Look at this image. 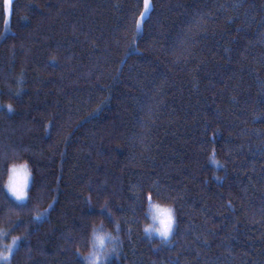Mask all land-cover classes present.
Wrapping results in <instances>:
<instances>
[{
  "label": "trees",
  "instance_id": "trees-1",
  "mask_svg": "<svg viewBox=\"0 0 264 264\" xmlns=\"http://www.w3.org/2000/svg\"><path fill=\"white\" fill-rule=\"evenodd\" d=\"M143 8L14 0L7 23L0 0L11 264H86L100 225L108 264H264V0H152L137 34ZM16 152L25 203L3 188ZM149 201L174 208L167 241L144 231Z\"/></svg>",
  "mask_w": 264,
  "mask_h": 264
},
{
  "label": "clouds",
  "instance_id": "clouds-1",
  "mask_svg": "<svg viewBox=\"0 0 264 264\" xmlns=\"http://www.w3.org/2000/svg\"><path fill=\"white\" fill-rule=\"evenodd\" d=\"M215 166V161H213ZM33 169L28 159L19 152L7 165L3 188L17 202L26 201L30 196ZM149 222L144 231L151 236H158L167 241L173 234L176 217L174 208L158 201H149L147 207ZM118 237L104 229L103 225L95 227L90 234L89 249L86 253V264H108L109 259L118 252Z\"/></svg>",
  "mask_w": 264,
  "mask_h": 264
},
{
  "label": "snow or ice",
  "instance_id": "snow-or-ice-1",
  "mask_svg": "<svg viewBox=\"0 0 264 264\" xmlns=\"http://www.w3.org/2000/svg\"><path fill=\"white\" fill-rule=\"evenodd\" d=\"M8 2L10 3V0H8ZM144 9H145V12L141 14V20L140 22L137 23V34H139V32L142 30V22L144 19H146V14H149L151 12L149 0H145ZM8 111L9 112L13 111L11 106L8 107ZM35 219L39 220L41 219V217L38 216ZM16 246H17V241L14 239L11 245H8L5 247V252H0V264H11L10 257L13 251L15 250Z\"/></svg>",
  "mask_w": 264,
  "mask_h": 264
},
{
  "label": "rangeland",
  "instance_id": "rangeland-1",
  "mask_svg": "<svg viewBox=\"0 0 264 264\" xmlns=\"http://www.w3.org/2000/svg\"><path fill=\"white\" fill-rule=\"evenodd\" d=\"M14 0H10V3L8 2V0H5V9H6V15H7V23L10 22V17H11V11H12V3H13ZM144 3H145V0H144ZM149 4H150V7H151V10H152V0H149ZM145 12V9L143 8V11L141 14H143ZM150 14V13H149ZM149 14H146V19L148 18ZM144 19L143 22L146 20ZM141 20V15L139 17V21L140 22ZM142 22V24H143ZM0 107H1V104H0ZM10 195V194H9ZM11 196V195H10ZM13 198V197H12ZM14 199V198H13ZM15 200V199H14ZM16 201V200H15ZM27 201V200H26ZM26 201H23V202H18V203H25ZM17 202V201H16ZM4 234V233H3ZM148 235V234H147ZM149 236V235H148ZM150 237V236H149ZM153 238H159L161 240H163L162 238L158 237V236H151ZM171 238V237H170ZM169 238V239H170ZM16 240L17 241V246L15 248V250L13 251V253L16 251L17 247H18V243H19V239L18 238H11L10 240L7 239V235L4 234V235H0V252H5V247L8 246V245H11L13 243V240ZM168 239V240H169ZM10 241V242H9ZM165 241V240H163ZM12 253V255H13ZM7 254V253H5ZM11 255V257H12ZM10 257V259H11Z\"/></svg>",
  "mask_w": 264,
  "mask_h": 264
}]
</instances>
